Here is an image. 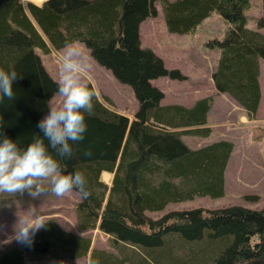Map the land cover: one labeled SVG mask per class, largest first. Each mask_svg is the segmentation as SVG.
<instances>
[{"label": "trees", "instance_id": "trees-1", "mask_svg": "<svg viewBox=\"0 0 264 264\" xmlns=\"http://www.w3.org/2000/svg\"><path fill=\"white\" fill-rule=\"evenodd\" d=\"M156 3L170 33L189 34L214 11L228 24L222 38L206 42L208 49L218 51L212 81L249 120L255 118L264 62V0L254 30L246 27L249 0H46L41 6L0 0V67H14L19 75L13 82L15 95L0 102V115L4 133L18 145L42 136L37 122L57 86L36 50L46 54L62 49L66 41H82L91 58L128 85L137 101L128 118L96 92L93 110L85 113L84 139L70 142L71 157L57 156L67 165L62 170H80L88 182V198L74 190L79 195L74 207L79 229L108 235L116 253L93 250L88 239L48 220L31 246L11 248L0 256V264H23L24 253L32 259L87 255L99 264H264V207H197L157 219L146 214L194 197L222 196L233 149L226 140L199 148L182 140L183 135L210 134L211 97L191 107L161 104L163 94L151 80L184 76L141 47L139 26L156 15ZM49 151L55 155L54 149ZM103 173L110 175V184L102 180ZM244 198L258 200L256 195Z\"/></svg>", "mask_w": 264, "mask_h": 264}, {"label": "rangeland", "instance_id": "rangeland-1", "mask_svg": "<svg viewBox=\"0 0 264 264\" xmlns=\"http://www.w3.org/2000/svg\"><path fill=\"white\" fill-rule=\"evenodd\" d=\"M22 1L41 6L46 0ZM249 1V7L245 10L246 27L255 29L256 19L262 15V0ZM155 7L156 15L148 17L139 26L141 47L149 48L157 54L165 68L176 69L184 76L181 80L171 79L168 76L151 80L150 83L163 94L161 104L191 107L196 100L211 97L213 102L207 115L210 134L204 138L183 135L182 140L190 148H199L215 141L226 140L233 144V149L224 169L222 196L194 197L192 200L170 203L162 211L146 212V214L157 219L172 210L181 211L197 207L215 209L241 205L261 209L264 207V62L260 63L258 77L260 101L255 118L249 120L238 103L216 90L211 77L218 51L208 49L206 42L212 38H222L228 29V24L214 11L193 32L183 35L170 33L164 25L159 4L156 3ZM260 31L264 33V29ZM62 51L63 48L43 54L36 50L43 67L57 83L60 75L59 57ZM83 52L87 56L89 66L77 74L78 78L81 82L91 85L99 95L108 97L118 112L132 118L137 109V101L132 89L116 80L111 71L96 63L86 47ZM62 101L63 97L55 93L48 104L49 107L61 106ZM101 177L106 184H110L108 173H103ZM49 182L50 178L42 179L45 185ZM246 195H256L258 200H246L244 198ZM78 201L79 195L74 190L65 192L61 196L49 191L37 197H32L27 192L0 193V256L13 247L21 248V243L14 238L16 223L19 218L30 215L33 211L42 214L47 221L53 220L63 231L88 239L93 250L116 253L110 246L108 235L98 229L84 231L79 229L74 212ZM24 254L23 264H89L90 259L87 255L71 257L63 254L55 258L32 259L29 253Z\"/></svg>", "mask_w": 264, "mask_h": 264}, {"label": "clouds", "instance_id": "clouds-1", "mask_svg": "<svg viewBox=\"0 0 264 264\" xmlns=\"http://www.w3.org/2000/svg\"><path fill=\"white\" fill-rule=\"evenodd\" d=\"M84 47L86 45L82 41L75 39L64 44L59 57L60 75L55 89V93L62 96L63 101L61 106L49 107L46 114L38 120L37 127L42 136L34 135L29 143L20 146L4 133V120L0 115V193L27 192L28 195L37 197L49 191L61 196L65 192L76 190L82 199L90 196L84 173L80 170H62L67 165L57 158L66 160L71 157L73 147L70 142L84 139L87 131L85 113H90L94 107L96 90L86 82H81L77 75L89 66L83 52ZM18 76L14 67H0V102L5 97L12 98L15 95L13 82ZM49 148L55 150V155ZM43 178H50L48 185L42 183ZM46 221L42 214L35 211L19 218L14 238L25 246H31L36 231L44 227ZM89 264H99V261L90 258Z\"/></svg>", "mask_w": 264, "mask_h": 264}, {"label": "bare ground", "instance_id": "bare-ground-1", "mask_svg": "<svg viewBox=\"0 0 264 264\" xmlns=\"http://www.w3.org/2000/svg\"><path fill=\"white\" fill-rule=\"evenodd\" d=\"M41 0H38L37 2H40Z\"/></svg>", "mask_w": 264, "mask_h": 264}, {"label": "crops", "instance_id": "crops-1", "mask_svg": "<svg viewBox=\"0 0 264 264\" xmlns=\"http://www.w3.org/2000/svg\"><path fill=\"white\" fill-rule=\"evenodd\" d=\"M42 1V0H41ZM250 29V28H249ZM252 30H254V29H252ZM261 32V31H260ZM263 33V32H262Z\"/></svg>", "mask_w": 264, "mask_h": 264}]
</instances>
